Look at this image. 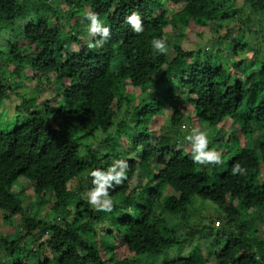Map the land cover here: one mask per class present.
<instances>
[{
  "label": "trees",
  "instance_id": "1",
  "mask_svg": "<svg viewBox=\"0 0 264 264\" xmlns=\"http://www.w3.org/2000/svg\"><path fill=\"white\" fill-rule=\"evenodd\" d=\"M133 12L142 32L127 22ZM89 13L109 28L108 37L89 32ZM263 23L264 0H0V109L12 93L27 91L10 113L12 127H0V215L9 221V212H18L22 222L18 234L0 233V264H137L140 255H167L180 243L165 225L186 222L193 197L219 212L202 228L213 236L207 257L215 264H262ZM173 30L188 43L193 33L202 44L196 50L190 43L189 50L169 39ZM245 32L259 42L244 40ZM155 39L165 41L163 52L153 48ZM115 59L121 63L112 71ZM125 81L145 98L132 107L130 122L109 135L130 105ZM193 120L219 162L195 163L192 149H184ZM98 130L111 146L103 158L81 143ZM240 138L259 144L248 147ZM118 160L128 168L121 184L107 189L111 211L69 188L82 172L106 171ZM237 164L243 175L233 173ZM23 174L41 207L50 205L41 220L13 191ZM47 233L48 243L26 253V239ZM48 245L58 252L40 255ZM177 260L165 256L163 264Z\"/></svg>",
  "mask_w": 264,
  "mask_h": 264
},
{
  "label": "rangeland",
  "instance_id": "2",
  "mask_svg": "<svg viewBox=\"0 0 264 264\" xmlns=\"http://www.w3.org/2000/svg\"><path fill=\"white\" fill-rule=\"evenodd\" d=\"M50 17H52V15H50ZM257 26L258 25L256 22L252 25L253 31L256 30ZM65 30L66 32H70L69 28H65ZM70 34L74 35V33H70ZM178 34L179 33L177 30L175 31L173 30L172 33L169 34V39H171L173 42L176 41V42L182 43V45H186L187 49L189 48L191 49V47L193 48L191 44H194L197 50L199 49L200 44H202V42H200L198 37L196 36L194 37L193 33L188 32V34L191 37L189 43L185 39H182ZM243 38L249 43L250 41H252L255 44L259 42L256 36L254 35L251 36L247 34V32L244 33ZM3 39L4 38L1 37V34H0V40H3ZM4 49H6V47H4ZM119 63H121L120 59H115L114 61H112L111 70L112 71L116 70V68H118ZM1 64L3 65V61H0V65ZM9 70H11V68H9ZM128 83L129 81L124 82V84L126 85L127 99H130V105L129 106L123 105L121 111L117 114L115 118L113 127L108 132L109 135H113V133L116 131L117 126L119 125L120 122L122 121H126L127 123L130 122L129 113H131L132 107L137 105V103L139 104L140 102H142L143 99L145 98L144 93L141 90H139L138 88L137 89L129 88ZM55 92H56L55 90H52L51 96L54 95ZM22 93L27 94V91L24 89H21L17 91V93L14 92L10 95L8 101H5V103H3L4 104L3 109H0V115H1L0 127L1 128H11L12 127L13 124L9 120L10 113L13 112L15 110V107L20 104L21 102L20 95ZM180 101H183V100H180ZM155 124L156 123H153L152 125H154V127H156V131H158L159 130L158 124L156 125ZM188 125L189 123H187V126H186L187 129H189L188 127L190 126ZM191 125L193 128H197L201 130L200 125L198 124L197 120H193ZM231 130L227 128L228 135L231 133ZM232 132H235V133L238 132V128L237 127L234 128ZM107 136H108L107 134L98 130L92 136H88L82 139L81 143L84 145H88L90 150L94 151L97 149L98 153H100V157L103 158L104 154L111 147L109 143H105L103 141L104 139H106ZM257 140L262 141L263 138H257ZM240 142L241 144L249 147L252 145L253 139L245 140L244 138H240ZM258 144L259 142H256L252 146H257ZM216 145H219V143H217ZM184 149L191 150L192 148H191V145L189 146L188 144L187 145L184 144ZM80 153L83 154L84 156L88 155V151L85 147H82L80 149ZM262 172L264 173V165L262 166ZM262 176H264V174H262ZM92 177L93 176L91 175L90 170L84 171L76 179H74L73 181L69 183V188L74 189L75 191H77L78 189H83L82 196L83 198L88 199V194L85 191V188L88 187V184L90 183V179ZM29 185H30L29 177L26 174H23V176L19 178L16 186H14L13 191L18 193V197L20 198L19 200L22 201L23 208H25L26 210L30 212L29 213L30 217L33 220L38 221V220H41L43 217H45L46 212H48L50 209V205L48 204L44 207H41L40 199L38 198L39 195L37 196L34 195ZM192 202H193L192 205L187 210V213L190 215V217L186 222H178L176 219H171L165 225L166 228L168 229L167 233L170 234V232H173L172 234H174V238L178 240V242L180 243V246L176 245L175 248H173V250H171V252H169L167 255L162 254V255H156V256H150V255L137 256L136 261H135L137 264H163V260L165 256L167 258H170L171 260L172 259L183 260L188 254H194L195 257L193 260L185 261V263L183 264H196L199 261H204L205 262L204 264H215L213 262V256L209 255L207 257L208 252L206 251L209 242L213 240V236H209L208 232L202 231L203 230L202 228L204 225L209 224L211 220H213L214 218L218 216L219 214L218 209H215L216 205L213 202L208 201V200H202L198 197H193ZM9 214H12L11 215L12 217L9 221H4L2 216L0 215V233L3 236H6V237L9 236L10 238L11 236L18 234L19 230L22 227V222L20 220V214L18 212L17 213L9 212ZM221 226L222 225H220V227ZM257 228L259 231L264 233V225H260ZM48 235L49 234L47 233V235H44L39 240L36 239L34 241H30V239H26L24 244L29 249V250H26L27 251L26 253L30 254L31 252H37L38 249L36 247V244L48 243V239H49ZM31 246L33 247L31 248ZM58 250H59L58 246L55 248H51L48 245V246H45L41 250L40 255L50 256L52 252H58ZM1 260H4V259L1 258ZM175 264H181V263H179V261L177 260ZM262 264H264V261Z\"/></svg>",
  "mask_w": 264,
  "mask_h": 264
},
{
  "label": "clouds",
  "instance_id": "3",
  "mask_svg": "<svg viewBox=\"0 0 264 264\" xmlns=\"http://www.w3.org/2000/svg\"><path fill=\"white\" fill-rule=\"evenodd\" d=\"M89 21V32L92 34L101 33L103 37L109 36V28L104 26L98 19L95 13H89L86 17ZM127 22L132 26L134 32H142L143 26L138 12H133L127 17ZM153 48L157 52H163L166 47L164 40L155 39L152 42ZM92 47V45H90ZM191 142L192 154L191 158L195 163L205 164L208 162H219L220 154L215 150L208 148L207 132L193 128L190 135L186 137ZM119 166V170H117ZM128 164L126 161H115L106 171L101 169H94L91 175L94 177L93 183L96 187L88 193V202L91 205L98 207L104 211L112 210V201L108 195V188L121 184L125 178ZM233 173L244 174V169L239 165H235ZM113 182H115L113 184Z\"/></svg>",
  "mask_w": 264,
  "mask_h": 264
},
{
  "label": "built area",
  "instance_id": "4",
  "mask_svg": "<svg viewBox=\"0 0 264 264\" xmlns=\"http://www.w3.org/2000/svg\"><path fill=\"white\" fill-rule=\"evenodd\" d=\"M219 226H220V222L219 221L214 222V227H219Z\"/></svg>",
  "mask_w": 264,
  "mask_h": 264
}]
</instances>
